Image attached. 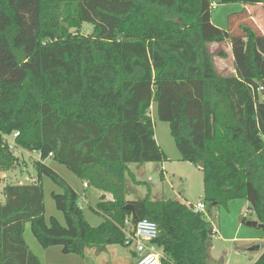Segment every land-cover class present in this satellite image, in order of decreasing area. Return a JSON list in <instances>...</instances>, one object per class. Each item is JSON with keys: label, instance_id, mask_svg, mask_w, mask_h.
<instances>
[{"label": "trees", "instance_id": "trees-1", "mask_svg": "<svg viewBox=\"0 0 264 264\" xmlns=\"http://www.w3.org/2000/svg\"><path fill=\"white\" fill-rule=\"evenodd\" d=\"M214 4L264 10V0H0V171L18 162L3 137L18 133V148L40 154L35 182L2 190L0 264H42L23 239L27 223L42 248L63 254L130 249L121 228L136 221L126 205L137 221L156 223L161 264H207L212 207L243 200L264 225V97L254 92L264 86V35L245 7L218 28ZM85 24L90 35L79 33ZM224 42L234 76L217 72L213 58L225 55L208 49ZM153 102L180 161L200 166L203 213L150 191L126 199V177L137 184L128 165L167 161L154 140ZM49 158L111 196L93 210L100 225L89 226ZM43 176L62 190L51 198L65 226L44 221ZM253 264H264V251Z\"/></svg>", "mask_w": 264, "mask_h": 264}, {"label": "rangeland", "instance_id": "rangeland-1", "mask_svg": "<svg viewBox=\"0 0 264 264\" xmlns=\"http://www.w3.org/2000/svg\"><path fill=\"white\" fill-rule=\"evenodd\" d=\"M242 4H214L211 11V22L218 28H224L228 22V16L238 13L244 9ZM253 17L257 8H248ZM252 27L254 22L251 21ZM92 27L83 25L80 34L90 35ZM216 44L208 45L211 53L217 54L218 49L213 48ZM223 45V44H221ZM213 62L217 72L228 73L229 63L222 71L219 58L214 57ZM219 69V71H218ZM264 93L260 94V98ZM149 116L153 125L154 140L164 152L167 161L162 163L144 164L137 170L133 167L135 182L126 177V188L131 190L134 186L139 190L138 198L145 197L148 191L152 194L150 199L155 200L154 191L162 195L160 199H171L191 208L192 204L203 201L202 172L199 166L180 161V154L170 135L169 125L157 118L156 103H152ZM11 141L10 136H6ZM4 140V137H3ZM18 162L10 171H0V196L6 185H25L35 182L36 169L34 162L40 159L37 152H27L21 148L12 151ZM44 164L58 174L68 185L79 195L78 206L83 217L91 227H96L104 221V217L94 212V208L100 200V194L96 189L89 186L82 188L83 183L78 180L66 167L52 161L50 158ZM133 165H130L132 167ZM165 173V179L161 177V171ZM41 186L44 194V221L49 223L51 217L55 218L62 226L65 220L61 212L54 205L51 194H61L62 190L57 187L49 178L43 176ZM192 209V208H191ZM203 213V212H202ZM209 221L211 227L218 230L217 235H213L207 253V264H253L259 257L260 251L264 247V230L249 226L247 223L256 220L254 214L248 210V206L243 200L230 201L226 207L210 208ZM23 239L29 248L42 264H135V259L127 256L128 250L125 247L109 246L104 250L89 249L84 257L75 254H63L61 248L54 246L42 248L31 233L29 224H25ZM258 246L257 249H255ZM102 252V253H101Z\"/></svg>", "mask_w": 264, "mask_h": 264}, {"label": "built area", "instance_id": "built-area-1", "mask_svg": "<svg viewBox=\"0 0 264 264\" xmlns=\"http://www.w3.org/2000/svg\"><path fill=\"white\" fill-rule=\"evenodd\" d=\"M264 90V86H260L255 93L261 94ZM18 136V133H13L11 141L4 137V141L8 145L9 150L14 151L17 146L14 144V139ZM39 154V153H38ZM40 156V154H39ZM51 155H49L50 157ZM87 185L84 184V187ZM192 211L204 212L203 202H198L191 206ZM130 219H125L121 228L124 234V244L132 249L135 256V264H161L163 259L162 251L156 246L155 241L158 237V228L156 223L149 220L136 221L133 225ZM212 234L215 236L217 230L212 227Z\"/></svg>", "mask_w": 264, "mask_h": 264}, {"label": "crops", "instance_id": "crops-1", "mask_svg": "<svg viewBox=\"0 0 264 264\" xmlns=\"http://www.w3.org/2000/svg\"><path fill=\"white\" fill-rule=\"evenodd\" d=\"M246 9H248V8H257V9H259L260 10V12H256V17H253L252 15H251V19L253 20V22H254V24H255V26H256V28L259 30V32H261L263 35H264V10L261 8V6H255V7H248V6H246L245 7ZM250 14H251V12H249ZM220 29H225V27L224 28H220ZM221 44H223V45H221ZM213 48H217L218 49V52H223L224 53V55H225V58H219V64H220V68H222V71H224L225 69V67L227 66V65H225V62H227V63H229V69H228V73H223V72H221V71H219V69H218V73L221 75V76H223V77H229V76H234L235 75V71H234V66H233V56H232V52H231V45L228 43V42H224V43H219V44H216L215 46H213ZM217 52V53H218ZM215 57H217V56H215ZM225 72V71H224ZM156 141V140H155ZM157 143V142H156ZM158 145V144H157ZM159 146V145H158ZM141 166H143V165H141ZM141 166H138V165H133L132 167H130V165H128V169H129V171L132 173V175L133 176H135V174H134V171H133V167L134 168H136L135 170H137L138 168H140ZM198 166V165H197ZM199 168H200V166H199ZM201 170V169H200ZM161 177H162V179L164 180L165 179V173H164V171H163V169H162V171H161ZM135 178V177H134ZM136 181V180H135ZM83 183V182H82ZM84 184L85 183H83V185H82V188H84V189H88L89 187L88 186H86V187H84ZM136 185V184H135ZM73 190H74V188H73ZM75 191V190H74ZM97 191V190H96ZM150 191V195L152 194V191L151 190H149ZM99 194H100V196H102V195H104V197H105V200H111V196L110 195H108V194H103L102 192H100V191H97ZM75 193L77 194V192L75 191ZM127 193H128V195L126 196V199H127V201H133V200H137V199H141V198H138L137 197V195H138V193H139V190L136 188V186H134L131 190H129V189H127ZM154 193V199L155 200H160V197H162V195H159L158 193H155V191L153 192ZM78 195V194H77ZM78 197H79V195H78ZM80 198V197H79ZM143 198V197H142ZM153 200V199H152ZM79 201V200H78ZM198 202H200V201H198ZM198 202H196V203H198ZM195 203V204H196ZM246 203V202H245ZM4 204V196H3V194L1 193V196H0V205H3ZM195 204H192V205H195ZM79 205V204H78ZM246 206H248L247 205V203H246ZM253 222H256L257 224H260L257 220H255V219H253ZM217 230V229H216ZM217 234H218V230H217ZM216 234V235H217ZM258 247V246H257ZM94 249V248H93ZM131 249V248H130ZM94 250H97V249H94ZM125 250H128V249H125ZM263 251H264V247L262 248V250L260 251V254H259V256L263 253ZM102 253V252H101ZM127 256H131L132 258H134L133 257V252H132V249H131V251L129 252V250H128V253H127ZM259 258V257H258ZM135 259V258H134Z\"/></svg>", "mask_w": 264, "mask_h": 264}, {"label": "water", "instance_id": "water-1", "mask_svg": "<svg viewBox=\"0 0 264 264\" xmlns=\"http://www.w3.org/2000/svg\"><path fill=\"white\" fill-rule=\"evenodd\" d=\"M125 209L129 210L131 212V216H132V219L134 221H137V216H136V213H135V210H134V207L132 205H126L125 206ZM249 226H252V227H259L261 229L264 230V225L263 224H257L256 222H249L247 223ZM258 247H256L255 249H257Z\"/></svg>", "mask_w": 264, "mask_h": 264}]
</instances>
